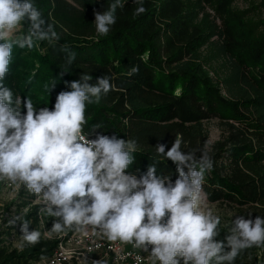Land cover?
Segmentation results:
<instances>
[{
	"label": "trees",
	"instance_id": "trees-1",
	"mask_svg": "<svg viewBox=\"0 0 264 264\" xmlns=\"http://www.w3.org/2000/svg\"><path fill=\"white\" fill-rule=\"evenodd\" d=\"M129 1L122 0L124 6ZM207 1L190 0V7L164 27L155 25L152 8L135 18L118 16L122 8H117L116 23L99 36L94 12L106 11L113 0H32L59 40L36 41L39 50L29 60L26 48L14 46L9 81L3 83L14 100L30 99L39 109L70 90L65 81L87 73L95 85L98 77L109 76L114 90L99 103L86 105L88 137L135 140L134 163L127 171L139 178L155 162L156 175L174 183L176 165L155 149L164 144L167 151L180 136L183 152L195 151L197 158L207 152L213 161L203 182L208 202L223 204L245 219L249 214L264 218V0L258 3L259 29L252 30L253 40L245 41L261 64L257 74L247 71L246 61L234 53V33L222 17L233 0H215L212 12L206 4L214 0ZM190 23L196 24L195 35L184 41L174 38V32ZM70 53L75 60L69 64ZM133 66L140 71L129 76ZM212 120L220 136L210 143L206 124ZM56 243L41 241L21 253L0 250V264H31L50 256Z\"/></svg>",
	"mask_w": 264,
	"mask_h": 264
},
{
	"label": "clouds",
	"instance_id": "clouds-1",
	"mask_svg": "<svg viewBox=\"0 0 264 264\" xmlns=\"http://www.w3.org/2000/svg\"><path fill=\"white\" fill-rule=\"evenodd\" d=\"M134 2L135 18L147 10L143 0ZM123 7L122 0H113L106 11L94 12L99 36L109 33L117 8ZM25 23L27 32L18 33ZM44 40L51 43L59 36L32 0H0V181L19 182L42 199L41 211L56 218L52 232L92 226L109 241L148 253L151 264H232L242 250L264 246V218L258 215L237 216L226 242L216 239L220 217L202 207L205 173L213 167L207 152L199 158L195 151L183 152L180 136L167 151L158 144L156 153L176 165L173 183L168 176L156 175L155 162L139 178L127 171L134 163L135 140L103 134L87 138L86 105L99 103L114 90L109 76L98 77L95 85L87 73L65 81L70 90L59 92L51 109H37L27 98L14 100L3 83L13 47L32 49ZM74 60L70 53L67 62ZM139 71L133 66L128 74ZM16 220L20 218L11 223ZM20 231L27 244L39 243L41 233L30 230L28 221H22Z\"/></svg>",
	"mask_w": 264,
	"mask_h": 264
},
{
	"label": "rangeland",
	"instance_id": "rangeland-1",
	"mask_svg": "<svg viewBox=\"0 0 264 264\" xmlns=\"http://www.w3.org/2000/svg\"><path fill=\"white\" fill-rule=\"evenodd\" d=\"M190 0H143V6L146 9L152 8L154 13L155 25L158 27H164L167 25L171 19L181 15L189 7ZM208 0L207 2H210ZM259 0H233L226 7L223 12L224 21L226 22L229 29L234 33V53L237 56L243 58L246 61V69L253 74H257L259 68V63L253 59V55L250 52L249 42L246 40H253L254 33L252 30L257 31V21L261 17V12L258 9ZM216 1L214 0L213 4L207 3L206 7L210 12L215 9ZM138 7L137 3L134 0H130L122 9L118 16L122 18L133 17V14ZM126 9V12L124 10ZM129 13V14H128ZM95 20V15L93 17ZM95 23V22H94ZM27 24L25 23L21 29H18L17 32H27ZM197 33V28L195 23H190L188 25H182L177 32H174V38L179 36L181 41L188 39ZM39 48L37 45H34L32 49H25L28 60L32 58L34 53L38 51ZM202 50L203 52H205ZM35 59L32 63H35ZM24 68V66H23ZM25 69V68H24ZM31 67H26V71H29ZM9 78L6 77L4 82L7 83ZM17 98V97H16ZM52 100V99H51ZM54 102L50 101L47 107L50 109L54 106ZM23 106V104H21ZM23 108V107H22ZM26 111L25 109H22ZM206 127L209 132V142H213L219 138L220 132L216 127V120L207 122ZM204 196V194L202 193ZM36 195L30 192L27 188L19 194L4 195L0 197V250L6 251L7 253L16 252L21 253L26 247L34 246L29 245L22 240V233L20 231V226L22 221H28L30 225V230H38L41 233L40 241H57L58 238L63 234L71 230H66L63 233H54L51 231V227L47 226L50 222L53 225L54 217H48L47 214L41 211L44 207V204L35 202ZM10 199V200H9ZM202 207L205 210H211L213 214L220 217L221 223L218 226L219 235L216 237L217 240H223L227 235L230 234V228L232 226V221L237 218L236 213L227 206L223 204L210 203L205 199ZM17 217L20 220H16L14 224L8 223L9 218ZM48 217V218H47ZM51 225V226H52ZM73 230V229H72ZM37 243V244H39ZM36 244V245H37ZM49 257V256H48ZM47 259L42 257L38 260L32 261L31 264H43ZM98 260V259H97ZM99 264H112L109 259L102 258L98 261ZM93 261H88L84 263L71 262L67 264H94ZM232 264H264V246L261 247H252L245 250H242Z\"/></svg>",
	"mask_w": 264,
	"mask_h": 264
},
{
	"label": "built area",
	"instance_id": "built-area-1",
	"mask_svg": "<svg viewBox=\"0 0 264 264\" xmlns=\"http://www.w3.org/2000/svg\"><path fill=\"white\" fill-rule=\"evenodd\" d=\"M87 138L92 139L88 136ZM25 188L19 182L0 181V197L19 194ZM35 202L43 204L42 199L37 196ZM13 220L15 217L9 218L8 223ZM102 258L109 259L112 264H151L148 253L134 248L131 244L109 241L98 229H94L92 226H85L79 231L73 229L63 233L58 238L52 254L47 257L43 264L94 262Z\"/></svg>",
	"mask_w": 264,
	"mask_h": 264
}]
</instances>
